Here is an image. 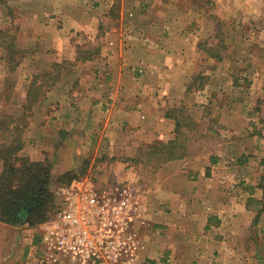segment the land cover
Here are the masks:
<instances>
[{"label":"crops","instance_id":"1","mask_svg":"<svg viewBox=\"0 0 264 264\" xmlns=\"http://www.w3.org/2000/svg\"><path fill=\"white\" fill-rule=\"evenodd\" d=\"M189 1L0 0V32L14 21V12L19 39L34 51L38 64L54 69L68 62L79 67L78 73L49 88L35 106L19 155L46 161L50 146L65 139L59 159L54 154L51 159L53 174L63 175L74 169L78 156L88 153L94 144L91 137L100 138L97 151L126 145V139L132 147L139 146L138 140H174L175 108L204 102L206 91L194 88L193 82L199 74L213 71L205 73V64H216L201 48L210 14ZM219 1L229 10L228 21L264 13V0ZM0 63L6 64L0 77L4 81L6 59ZM24 91L22 105L29 90ZM2 101L0 117L6 111ZM194 107L201 118L204 107ZM232 128L238 131L240 126ZM232 136L230 170L224 164L209 175L201 169L191 176L194 167L187 156L148 167L144 187L150 225H141L143 246L132 264H264V218L253 228L254 241L248 236L259 214L257 205L264 202V169L261 163L252 165L257 161L252 156L262 161L264 148L252 153L239 143L247 135ZM46 141L51 145L44 146ZM240 146L243 165L237 157ZM238 174L241 186L233 184ZM35 234L28 223L0 222V264H44L38 258L39 233Z\"/></svg>","mask_w":264,"mask_h":264},{"label":"rangeland","instance_id":"2","mask_svg":"<svg viewBox=\"0 0 264 264\" xmlns=\"http://www.w3.org/2000/svg\"><path fill=\"white\" fill-rule=\"evenodd\" d=\"M188 4H192V7L210 14V22L201 41L203 52L206 49H215L216 54L222 57L220 61H216V64H205V73L210 68L213 71L208 75L199 74L193 82L194 88L206 91L202 94L204 102L180 107L184 108L185 112L183 113L185 115L192 118L189 121L190 126L195 127L198 124V127H201V129L197 127L193 131H190L189 127L185 131L187 137L186 156L189 157L190 165L194 167L192 168L191 176H194L195 172L201 169L207 170V175H209L213 170H217L220 167L223 168L222 166L225 165V168L230 170V139L233 137L234 132L235 135L237 132L239 137L247 135V138L241 139L239 143L243 144L242 146L246 147L245 149L250 148L252 153L256 151L255 153L258 154L260 153V148H264V13L262 16L249 20L236 16L234 19L230 17L228 21L225 13L229 10L219 0H213L212 4H206L203 0H190ZM231 7L232 5L230 4V14H234L235 11ZM12 17L14 21L3 28V30L10 28V31L7 32L9 33L7 36L0 40V60L6 55L5 50L7 45L10 44V38L12 37H15V41L22 53L16 56L13 61V64L20 61L19 67L12 72L7 70L8 76L6 80L3 81L0 78V98L5 105V114L20 117L24 112L22 95L25 93L24 90H29L28 86L33 77H37L40 84L46 83L43 87V92L46 94L49 89L47 84H52L53 78H58L53 85L55 86L62 79L78 73L79 67L68 62L60 67H54V69H51L50 65L47 64H38V60L33 58L35 56L34 51L25 48L19 39L20 23L16 20L17 16L14 12H12ZM3 65L6 67V64ZM3 65L0 63V77L2 76ZM46 73L53 74L51 78H46ZM208 87L209 90H207ZM194 106L204 107V114L201 118L199 113L195 111ZM32 111L27 112L25 118L29 126L34 117ZM198 119L200 123H198ZM194 122L196 124H193ZM206 124L207 126H205ZM208 125L213 127L211 131L208 130ZM232 126H240V129L237 128L238 131H231L233 129ZM55 131L62 133L64 130L55 129ZM88 140L89 142L93 141L94 144L87 148L89 150L87 154L80 155L77 160L75 159L73 162L75 167L70 172L76 177L91 175L100 186L112 184L118 180L135 181L137 186L141 187L143 206L149 215V201L144 184L147 183L146 170L148 167H158L155 163L150 165L147 161L149 147L154 143H141L138 140L139 146L132 147L131 140H129L130 144L128 145V139H126V145L111 146L108 149L102 146L97 151L100 138L97 136V138L91 137ZM63 141L56 140L55 147H52L54 145H51L48 141L43 143L46 147L51 145L47 161L52 163L51 159H53V156H58L59 159V155L63 152L60 149L66 142L65 139ZM239 149L240 152L237 157L240 158L238 162L243 165L244 161L241 155L244 152L241 146ZM261 156H263L262 161H260L259 156L253 154L252 158L256 157L257 161H253L252 165L261 163L264 169V153L262 154L261 152ZM235 161L233 163L237 165ZM62 164V161H60L58 166L63 168ZM52 167H54V163H52ZM133 168L136 172L131 171ZM241 169V167H238L239 171ZM262 171L264 170H261V173ZM131 172L137 173L138 176L132 178ZM257 172L260 175L258 170ZM63 175H58L57 172L53 174L52 191H55L59 185L65 183V180L62 179ZM240 179V175H236V183L233 182V184L241 186L242 181ZM227 182L230 185L229 179ZM257 207L259 214L248 234L252 241L255 239V237L254 239L251 237V235L255 234L253 228H256L259 221L264 218V210H261L264 207L263 202ZM40 226L41 224L31 226L35 229L36 237Z\"/></svg>","mask_w":264,"mask_h":264},{"label":"built area","instance_id":"3","mask_svg":"<svg viewBox=\"0 0 264 264\" xmlns=\"http://www.w3.org/2000/svg\"><path fill=\"white\" fill-rule=\"evenodd\" d=\"M57 208L39 228L44 264H132L150 225L141 187L132 180L100 186L91 175L55 189Z\"/></svg>","mask_w":264,"mask_h":264},{"label":"trees","instance_id":"4","mask_svg":"<svg viewBox=\"0 0 264 264\" xmlns=\"http://www.w3.org/2000/svg\"><path fill=\"white\" fill-rule=\"evenodd\" d=\"M203 2L212 4L213 0H203ZM8 31L10 28L0 32V40L9 34ZM10 40L3 58L6 59L7 69L12 72L20 65V61L15 64L13 61L22 50L18 47L15 37ZM204 52L216 61L222 59L216 54L215 49H206ZM52 74L46 73L45 77L51 78ZM57 80L58 78H53L52 84H47L48 87L52 88ZM44 85L46 83L40 84L37 77H33L23 114L16 117L4 113L0 117V222L6 224L28 223L30 226L43 224L57 208L55 192L52 191V163L47 160L32 161L19 155L26 145L24 135L29 127L28 122L25 121L26 114L44 98ZM183 112H185L184 108H175L174 111V119L177 122L176 138L168 143L157 142L149 147L147 161L150 165L155 163L156 166L161 167L169 161L186 157L185 131L189 127L190 131L193 129L189 124L192 118ZM77 177L68 172L62 179L65 183H70ZM261 210H264V207Z\"/></svg>","mask_w":264,"mask_h":264}]
</instances>
